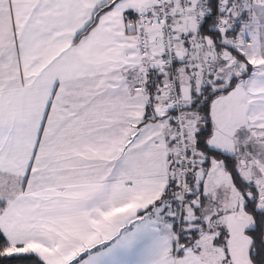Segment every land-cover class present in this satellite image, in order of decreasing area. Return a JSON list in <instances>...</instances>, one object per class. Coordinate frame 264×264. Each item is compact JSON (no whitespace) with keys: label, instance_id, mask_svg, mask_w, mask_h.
I'll list each match as a JSON object with an SVG mask.
<instances>
[{"label":"snow or ice","instance_id":"obj_1","mask_svg":"<svg viewBox=\"0 0 264 264\" xmlns=\"http://www.w3.org/2000/svg\"><path fill=\"white\" fill-rule=\"evenodd\" d=\"M0 264H264V0H0Z\"/></svg>","mask_w":264,"mask_h":264}]
</instances>
